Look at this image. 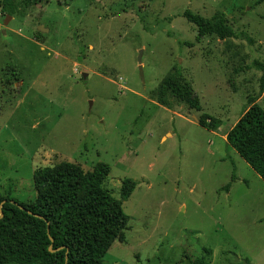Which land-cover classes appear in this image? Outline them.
<instances>
[{"label":"rangeland","instance_id":"rangeland-1","mask_svg":"<svg viewBox=\"0 0 264 264\" xmlns=\"http://www.w3.org/2000/svg\"><path fill=\"white\" fill-rule=\"evenodd\" d=\"M9 2L10 13L0 8V196L32 199L35 168L101 161L114 197L122 179L135 181L121 203L124 241L104 264H264V182L223 139L249 98L264 110L252 67L264 61V0ZM185 9L224 14L238 37L197 35ZM175 63L199 111L152 97ZM200 113L213 129L197 124Z\"/></svg>","mask_w":264,"mask_h":264},{"label":"trees","instance_id":"trees-1","mask_svg":"<svg viewBox=\"0 0 264 264\" xmlns=\"http://www.w3.org/2000/svg\"><path fill=\"white\" fill-rule=\"evenodd\" d=\"M0 8L10 13L9 0H0ZM182 16L195 25L199 36L238 37L222 13L203 17L185 9ZM252 67L260 72L258 93H262L264 61L254 60ZM152 97L167 108L182 104L200 110L198 96L177 63L160 79ZM248 103L224 140L264 182V110L253 99ZM212 122L206 113L197 117V124L206 129H213ZM108 172V164L101 161L89 170L59 161L33 170L32 199L0 196V264H104L102 257L112 242L124 241L128 216L121 203L135 186L134 180L122 179L114 197L104 187ZM222 187L227 190L229 183Z\"/></svg>","mask_w":264,"mask_h":264},{"label":"water","instance_id":"water-1","mask_svg":"<svg viewBox=\"0 0 264 264\" xmlns=\"http://www.w3.org/2000/svg\"><path fill=\"white\" fill-rule=\"evenodd\" d=\"M9 17V16H5V18L3 19V23H5L6 21V18ZM140 56H141V50H138L137 52V57H136V62H137V70H138V73L140 75V78L142 80V68H141V64H140ZM84 76V73L82 74V77ZM3 202V200L0 202V204ZM0 216H1V211H0ZM48 250L49 251H52V249L50 248V246L48 247Z\"/></svg>","mask_w":264,"mask_h":264},{"label":"crops","instance_id":"crops-1","mask_svg":"<svg viewBox=\"0 0 264 264\" xmlns=\"http://www.w3.org/2000/svg\"><path fill=\"white\" fill-rule=\"evenodd\" d=\"M223 139H224V136H223Z\"/></svg>","mask_w":264,"mask_h":264}]
</instances>
